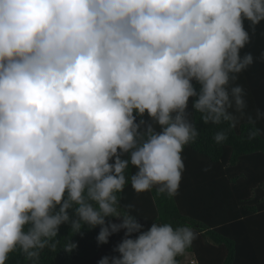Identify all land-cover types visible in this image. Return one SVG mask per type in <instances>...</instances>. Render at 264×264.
Masks as SVG:
<instances>
[{"label":"clouds","instance_id":"clouds-1","mask_svg":"<svg viewBox=\"0 0 264 264\" xmlns=\"http://www.w3.org/2000/svg\"><path fill=\"white\" fill-rule=\"evenodd\" d=\"M246 21L264 22V0H0V264H39L63 224L99 226V244L125 230L99 264H180L192 225L143 230L118 194L130 166L135 192L177 194L189 105L227 140L247 107Z\"/></svg>","mask_w":264,"mask_h":264},{"label":"trees","instance_id":"trees-1","mask_svg":"<svg viewBox=\"0 0 264 264\" xmlns=\"http://www.w3.org/2000/svg\"><path fill=\"white\" fill-rule=\"evenodd\" d=\"M245 28L250 41L241 56L250 53L253 63L238 74L233 85L244 89L247 107L227 140L217 143L214 139L217 131L228 128L227 123L205 125L189 105L198 136L182 152L185 168L177 194L169 198L155 189L135 192L130 176L136 169L131 166L126 172L128 183L118 194L121 210L137 216L143 230L152 222L192 225L196 239L178 258L180 264L190 253L199 264H264V120L254 126L248 122L257 110L264 111V22L252 28L246 21ZM253 128L261 134L250 138ZM116 219L108 217L106 223H116ZM99 231V226L89 229L85 225L76 233L70 225H61L52 241L55 247L41 250L39 264H99L105 256H118L114 249L125 231L112 234L106 244L98 243ZM70 241L76 247L68 252L64 249ZM6 264L32 262L17 251Z\"/></svg>","mask_w":264,"mask_h":264},{"label":"built area","instance_id":"built-area-1","mask_svg":"<svg viewBox=\"0 0 264 264\" xmlns=\"http://www.w3.org/2000/svg\"><path fill=\"white\" fill-rule=\"evenodd\" d=\"M181 264H199V262L197 258L190 253L182 260Z\"/></svg>","mask_w":264,"mask_h":264},{"label":"crops","instance_id":"crops-1","mask_svg":"<svg viewBox=\"0 0 264 264\" xmlns=\"http://www.w3.org/2000/svg\"><path fill=\"white\" fill-rule=\"evenodd\" d=\"M117 220H121V222H122V218H120V219H116V224H118ZM121 230H122V231H125L124 229H121Z\"/></svg>","mask_w":264,"mask_h":264},{"label":"rangeland","instance_id":"rangeland-1","mask_svg":"<svg viewBox=\"0 0 264 264\" xmlns=\"http://www.w3.org/2000/svg\"><path fill=\"white\" fill-rule=\"evenodd\" d=\"M118 224L121 223V220H117Z\"/></svg>","mask_w":264,"mask_h":264}]
</instances>
